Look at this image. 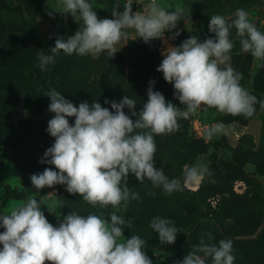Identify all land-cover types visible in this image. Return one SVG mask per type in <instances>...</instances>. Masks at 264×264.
Masks as SVG:
<instances>
[{"label": "clouds", "instance_id": "clouds-1", "mask_svg": "<svg viewBox=\"0 0 264 264\" xmlns=\"http://www.w3.org/2000/svg\"><path fill=\"white\" fill-rule=\"evenodd\" d=\"M121 2L123 11L118 10ZM134 3L142 10L133 12ZM59 7L57 12L70 14L80 27L67 39L58 36L50 55L39 54L42 71L55 64L61 52L93 58L107 53L113 58L128 29L145 43L161 39L167 44L165 33L171 32V39L179 36V30H172L184 15L181 7L169 11L159 0H114L113 18H99L89 0H59ZM234 17L229 22L222 15H212L208 30L214 37L201 41L191 35L179 46L163 50L164 58L156 70L173 84L175 97L185 106L183 111L153 90L154 80L149 81L147 101L139 111L137 102L127 95L119 102L105 100L112 111L97 101L91 105L80 102L77 107L55 88L46 91L43 95L51 101L48 110L55 114L48 121L47 132L55 139L40 162L53 165L55 170L47 167L32 174L33 188L40 191L64 185L68 193L101 209H126L131 200L140 199L139 193L128 187L129 174L141 184L149 180L166 194L180 190L178 179H169L155 166L154 136L178 130V121L201 107L246 118L254 114L257 103L264 108V100L258 101L240 85L239 73L230 66L221 67L234 47L229 38L232 28L240 50L264 63V32L249 21L244 9H237ZM69 117L75 118L74 124ZM219 131V126L214 127L209 135ZM189 174L195 175V170ZM56 206V202L45 205L50 213ZM124 226L132 228V220L117 211L110 213V221L95 213L85 216L72 211L54 226L41 210V202L30 197L0 213V228L4 229L0 232V264H153L144 250L147 241L139 235L125 239ZM149 227L158 233L161 244H174L177 233L182 232L172 220L159 216L153 217ZM206 258H211V264H234L233 242L221 239L218 245L210 244L202 237L200 245L177 264H206Z\"/></svg>", "mask_w": 264, "mask_h": 264}, {"label": "trees", "instance_id": "trees-1", "mask_svg": "<svg viewBox=\"0 0 264 264\" xmlns=\"http://www.w3.org/2000/svg\"><path fill=\"white\" fill-rule=\"evenodd\" d=\"M4 27L0 21V146L10 149L11 161L21 174L23 185L20 191L8 188V196L27 200L28 195L56 190L61 215L54 216L44 204L42 206L46 217L57 225L64 215L72 211L85 216L95 213L106 218L110 206L105 209L92 207L79 195L68 193L64 185L45 187L40 191L33 188L32 174L42 173L47 167L54 169L53 165L40 162L55 139L47 132L48 121L55 114L48 110L51 101L43 94L55 88L77 107L80 102L91 105L97 101L110 110L111 105L105 103L106 99L119 102L127 95L137 102L136 110L139 111L147 101L149 81L154 80L153 90L161 92L166 100L180 109L181 103L174 95L173 84L166 82L162 72L156 70L163 59L159 54V41L155 39L145 43L141 38L129 39L125 48L120 49L113 58L107 53L93 58L90 55H66L61 52L56 57V63L42 71L38 56L41 53L50 55V47L54 46L56 38L42 40L32 33L22 38L10 37ZM177 30L180 35L171 40L175 46L189 38L185 30L173 29L172 32ZM166 33L170 38L172 33ZM243 88L256 96L258 101L264 100V63H260L253 75L251 88ZM254 107L256 112L261 106L257 103ZM210 110L218 121L224 123L237 121L245 124L253 116L246 118ZM124 111L135 119L127 108ZM68 119L70 124H74V117ZM178 124V130L171 134L154 136L155 166L162 169L169 179H178L181 189L166 194L161 187H153L147 179L141 184L134 175L129 174L128 177L129 189L139 193L140 199L131 200L125 209L126 220L130 219L133 223L132 228L125 226V239L139 235L147 241L145 251L158 245L176 248L178 252L163 264L182 261L188 252L200 245L202 237L205 243L209 236L216 241L227 238L225 220H236L238 227H246L262 205V195L255 189L245 198L234 192V181L242 180L249 184L251 179L246 178L241 166L220 161L214 153L209 156L210 162L198 188L185 190L182 187L188 175L185 166L189 167L199 154L207 152L210 144L189 132L188 118L180 119ZM211 145L216 147V142ZM251 154L256 155L254 152ZM237 162H243L240 155ZM156 216L172 220L182 231L177 233L174 244H161L158 233L149 227ZM3 231L0 228V232Z\"/></svg>", "mask_w": 264, "mask_h": 264}, {"label": "rangeland", "instance_id": "rangeland-1", "mask_svg": "<svg viewBox=\"0 0 264 264\" xmlns=\"http://www.w3.org/2000/svg\"><path fill=\"white\" fill-rule=\"evenodd\" d=\"M89 2L93 5L99 18H113L111 9L114 0H89ZM159 2L169 11H173L176 6L181 7L184 15L183 19L177 22L176 29L185 30L189 37L191 35L196 36L201 41L215 36L208 30L212 15H222L231 22L235 18L234 13L237 9H244L248 13L249 21L258 30L264 32V0H159ZM59 10V0H0V21L5 25L4 31L10 37L22 38L32 33L42 40H48L51 37L57 38L58 36L67 39L79 29L80 25L74 21L70 14L57 12ZM118 10L123 11L122 2ZM137 10L142 9L134 3L133 12ZM50 11L52 12L51 16L48 14ZM127 33V38L122 39L117 45L118 49L121 47L124 49L129 39L134 40L136 38L134 30L128 29ZM165 37L169 41L173 40L171 37L169 38L167 33H165ZM229 38L233 41L234 47L229 54L226 65H221V67H232L241 76L240 85L251 88L252 77L261 62L256 61L250 53H244L240 50L235 28L230 29ZM157 40L159 41V54L163 57L164 41ZM180 109L181 111L185 110V106L181 105ZM188 120L189 132H192L196 137L204 138L205 142L210 145L208 151L199 154L192 165L185 166L188 169V175L182 182V187L185 190L198 188L204 170L210 162L211 153H214L215 158L220 161L241 166L246 178L251 179V181L249 184L242 180L234 181V192L245 198L250 196L255 189L262 195V205L254 212L246 227H238L236 220L223 221L227 227V238L225 239H230L233 242V255L236 258L234 264H264V108L260 107L245 124L237 121L228 123L218 121L216 115L212 113L210 108L206 107L189 113ZM217 126L220 127L221 131L209 135V131ZM212 142H216V147L211 145ZM251 152L256 153V155L251 154ZM239 155L243 160L242 163L237 162ZM192 170H195V175L189 174ZM0 182L2 183L0 184V211L2 213L26 201L8 196V188L20 191L23 189V185L22 176L11 161L10 149L3 146H0ZM30 197L41 202L42 211V204L56 202L55 212L51 214L54 216L61 215L59 210L61 204L57 198L56 190L28 195V198ZM112 211H117L118 215L126 219L123 208H110L105 219L110 221ZM47 219L54 226H59L53 220ZM123 233L125 235V226ZM218 242L213 238L206 241V243L217 245ZM145 252L153 264H163L178 250L172 246L158 245ZM199 255L203 257V253H199ZM206 264H211V258H206Z\"/></svg>", "mask_w": 264, "mask_h": 264}, {"label": "built area", "instance_id": "built-area-1", "mask_svg": "<svg viewBox=\"0 0 264 264\" xmlns=\"http://www.w3.org/2000/svg\"><path fill=\"white\" fill-rule=\"evenodd\" d=\"M163 45H164V48H166L168 46H174V44L169 40H167V44L164 43Z\"/></svg>", "mask_w": 264, "mask_h": 264}]
</instances>
